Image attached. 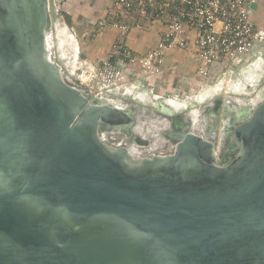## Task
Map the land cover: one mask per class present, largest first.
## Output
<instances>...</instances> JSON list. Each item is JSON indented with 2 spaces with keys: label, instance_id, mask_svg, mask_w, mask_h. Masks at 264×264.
<instances>
[{
  "label": "water",
  "instance_id": "1",
  "mask_svg": "<svg viewBox=\"0 0 264 264\" xmlns=\"http://www.w3.org/2000/svg\"><path fill=\"white\" fill-rule=\"evenodd\" d=\"M51 26L49 0H0V264H264V93L201 112L148 101L173 150L110 144L146 145L143 113L68 83ZM207 111L231 113L227 161L196 124Z\"/></svg>",
  "mask_w": 264,
  "mask_h": 264
},
{
  "label": "built area",
  "instance_id": "2",
  "mask_svg": "<svg viewBox=\"0 0 264 264\" xmlns=\"http://www.w3.org/2000/svg\"><path fill=\"white\" fill-rule=\"evenodd\" d=\"M110 2L111 6L97 23L100 28L112 27L127 33L134 25L140 26L144 21L158 19L162 29L156 45L141 54L128 48L123 40L117 39L112 52L99 59L91 75H88L104 86L122 79L123 67L126 65H137L148 73L157 71L163 64L165 52L172 48L193 49L200 65L198 73L206 76L211 73L210 66L225 64L249 53L257 44L264 43V23L254 17L264 0ZM252 4L258 7L252 9ZM123 16L131 18V21L120 19Z\"/></svg>",
  "mask_w": 264,
  "mask_h": 264
},
{
  "label": "rangeland",
  "instance_id": "3",
  "mask_svg": "<svg viewBox=\"0 0 264 264\" xmlns=\"http://www.w3.org/2000/svg\"><path fill=\"white\" fill-rule=\"evenodd\" d=\"M65 6L62 4V0H49V8H50L52 26L50 30L51 31L50 40L48 37V46L49 47L51 46L50 47L51 58L55 60L58 64H60V66L62 67V74H63L64 79L68 83L80 88L81 90H84L93 95L104 96L105 98L109 100L111 99V100L116 101L117 104H119L120 102L121 103L134 102L132 104L137 105V103L133 101L131 97L133 96L135 98L136 95L142 96V93H139V92H142V90H147V88L149 89V86L146 84V82H144L145 85H140L143 82L142 78H144L142 76H139V78L137 77L138 79H134V78L123 79L122 78L118 82L116 81L117 82V83L115 82L116 84L113 83V84H110L109 86L102 85L100 81H93V79H91L90 77L87 78L88 80L85 82L80 79L79 75L82 73L91 75V73L93 72V67L95 66L96 62L102 58V57H97L95 58V60H91L90 57L87 58V55L89 54L87 43L90 42L94 38L95 35H93L92 33H94L98 29H96L95 27V29L93 28V30L91 32H88V34H84L82 32L81 34H79V38L76 37V35L74 34V31H71L72 28L74 27L73 22L71 20V15H70L71 12H69L68 14H65L64 13ZM80 11L81 13L77 14V16L80 19H83L84 20L83 22L86 24L89 21L88 16L95 18L93 15H95L96 12L92 11L90 4H87V2H86L85 8H83ZM257 18L258 19L261 18L263 20V22L261 21V23H264V5L262 7V10L258 12ZM95 19H98V17H96ZM95 19H91V21H94ZM100 19L101 18L97 20V23ZM60 26H66L70 33L73 32L74 40H75L74 44L76 43V40H77L79 47H80L77 55L75 54L76 51L75 52L72 51V45L67 43L68 33L66 35L65 34L62 35L61 29L59 28ZM263 45L264 43L261 44V46ZM258 49L259 47L255 46L250 51L249 54L254 52V54L250 56L251 59L255 58V56L257 55L256 52ZM75 56L77 57V59H74ZM194 56H195V53H194ZM259 56L262 59L260 68H258V66L257 67L254 66L253 63L251 62L249 63V66L245 70H241L239 72L238 70H236L237 72L235 71V72L229 73L226 71L227 69L226 68V69H223V71L217 72V74L212 78L213 79L212 81L209 77L210 74L203 76V79L201 78L202 75L198 73L200 69V65H199L198 60H196L197 66H196L195 71H196V74L200 75L198 76L199 77L198 80L202 81L209 77V79L206 80V83H204L203 81L202 82L204 84L202 85H200V82L198 83L199 88H198V91L195 92L196 94H191V101H193L196 104V109L200 110L201 112L203 109H205V107H207V105L208 106L212 105V102L215 99L214 97L216 96H226L227 100L230 102H232V100L234 101L236 97H241L243 99L242 101H246L249 99L250 95L253 96L255 94L253 89L256 90L259 85L264 84V54L259 55ZM195 59L197 58L195 57ZM131 66H132L131 68H134V69L137 68V70L141 71L142 74L146 73L148 75H155L154 73L157 74V72L159 70L162 71V68H163L162 66H160L157 69V71L153 73H148L146 71H142L143 69L142 70L139 69L137 65H131ZM213 66L214 65L210 66L209 70ZM234 66L231 65L230 67L234 68ZM235 82H237L238 86L235 85ZM236 87L237 88L239 87L238 88L239 91L246 92V93L243 96L235 95L237 93L235 91H238V90H235L237 89ZM127 90H130L131 92L128 93ZM138 90L139 92H137L138 93L137 94L136 91ZM151 92L154 93V91H151ZM169 95L170 94L168 93L164 95L165 97H162L164 99L160 98L161 100H164L162 102L160 99H157L159 100L158 103L161 102L165 106H170L171 103L176 102L177 107L174 106V108L180 109V108L186 107L187 103L185 101L181 102V100L179 101L173 97H169ZM199 96H203L202 102H198L197 99L199 98ZM136 99H138L137 96H136ZM149 100L151 101V103L156 101V100H153L152 98ZM138 101L144 103L146 99L139 98ZM147 103L148 104H146L147 105L146 107H148V111L150 113L146 115L144 114V115L138 116L139 118L138 122L141 124H138L139 126L136 127L135 131L140 132L142 135L147 136L149 141H151V139L153 138V142L152 144L150 143L146 148L142 149L144 151L142 152V154H146V152L148 151L154 154H167L173 150L174 143L169 138H165L164 136L160 137V135H158V133L161 132L160 125L166 126L165 124L166 121L163 118L167 117V114H165L163 111L154 109L153 107L149 105V102ZM158 103H156L154 107H157ZM165 106H164V109H165ZM194 111L195 110H193L192 112ZM211 113H212L211 111H207V114L205 115L206 121L208 123L210 122L211 118L215 117V118H218L219 121H225L227 118H229V115H231V113H229L226 116V118H222V117L220 118L221 114L220 116H217L216 114L214 113L211 114ZM197 119L198 117H196L195 121H198ZM222 125L220 124V126ZM125 136L126 135L124 133H119V132H116V133L106 132L104 134V137L106 138L107 142L110 144L117 143L118 141H120V139L124 138Z\"/></svg>",
  "mask_w": 264,
  "mask_h": 264
},
{
  "label": "crops",
  "instance_id": "4",
  "mask_svg": "<svg viewBox=\"0 0 264 264\" xmlns=\"http://www.w3.org/2000/svg\"><path fill=\"white\" fill-rule=\"evenodd\" d=\"M87 4H90L92 11L96 12L95 15H93L95 18L98 17L101 18L104 13L107 11V9L111 6L110 0H62V4L65 6L64 13L68 14L69 12L71 15V20L73 22L74 27L71 31H74V34L76 37L79 38V34L82 32L84 34H88V32H91L93 28L98 29L94 33H92L94 38L87 43L89 54L87 55V58L90 57L91 60H95L97 57H107V55L112 52L113 43L119 40H123L125 44L135 53L141 54L147 52L149 49L154 47L158 41L161 29H162V23L158 19H155L153 21H144L141 23L140 26H133L130 28V30L127 33H121L118 29L115 28H100L98 27L97 20L91 16H88V23H84L83 19H80L77 14H80L83 8H85ZM84 4V5H83ZM264 4H261V6L255 11V19L258 22H263V20L260 18H257L258 12L262 10ZM91 19H95L94 21H91ZM120 19L124 21H131V18L129 17H120ZM79 21V22H77ZM81 21V22H80ZM130 23V22H129ZM61 34H67L68 33V44L72 45V51H76V55L78 54L79 50V44L76 40V43L74 44V35L73 32L70 33L66 26H60ZM256 47H259L257 50V57L251 59L250 56L254 54L252 52L251 54L247 53L239 58H236L232 61H229L225 64H216L213 67L210 68V72L215 71L216 74L219 71H223V69H226L227 72H235L236 70L241 71L245 70L249 63H253L256 60V58H260L259 55L264 54V45L261 46V44H257ZM86 58V56H85ZM196 59L194 56V51L191 48H172L165 52L164 54V60L162 64V71L155 75H148L146 73L142 74L141 71H138L137 68H131V65H126L123 67V79H138L139 76H142L143 82L140 85H145L144 82L149 86V89L142 90V96L136 95L137 98L146 99L144 103L141 104L137 103V105L140 107L143 115L149 114L148 107H146L148 104L147 102L150 101L149 99L157 100L162 97H165V94H170L169 97H173L177 100L181 101H191V94H196L195 92L198 91V83L200 82V85L204 84L208 79H204L202 81L198 80L200 75L196 74ZM231 65H236L233 67H230ZM237 72V71H236ZM231 75V74H230ZM138 77V78H137ZM203 79V76H201ZM206 78V77H205ZM118 82V81H117ZM116 82V83H117ZM114 83V84H116ZM228 83V82H227ZM199 85V86H200ZM226 86V85H225ZM237 86V85H236ZM237 88V87H236ZM128 93H130V90H127ZM151 91H154L151 92ZM156 92V93H155ZM153 93V94H152ZM180 93V94H178ZM138 94V93H137ZM133 95V94H132ZM131 95V96H132ZM135 96V98H136ZM134 97L132 96L131 99ZM188 98V99H187ZM190 98V99H189ZM203 96H199L197 99L198 102H202ZM164 99V98H162ZM134 102L130 103H124V104H132ZM135 105V104H134Z\"/></svg>",
  "mask_w": 264,
  "mask_h": 264
},
{
  "label": "flooded vegetation",
  "instance_id": "5",
  "mask_svg": "<svg viewBox=\"0 0 264 264\" xmlns=\"http://www.w3.org/2000/svg\"><path fill=\"white\" fill-rule=\"evenodd\" d=\"M215 75H216V72L215 71H213V72L210 73V76L209 77H210L211 81L213 80L212 78ZM209 77L207 79H209ZM204 83H206V81ZM256 91H257V93H260V95H262L264 93V84L259 85L257 87V89L255 90V92ZM197 120L198 121H197L196 124L198 126V129H200L199 131H202V133H204V134H209L211 136V138L216 137L217 135L218 136H221V138H222L221 139V142H220V151H221V154L219 155V159L221 160V162L229 160L234 155V153L227 152L226 149H230L233 145L230 144L228 141H226L227 139H225L226 138L225 132L222 129V127H220V123L221 122L219 123L218 118H215V117L214 118H211L210 119V123H208V125L204 122V119L201 120L199 118ZM160 126H161V132H159L158 135H160V137H163L164 136L165 138H169L168 134L165 133V132L170 131L171 130V127L170 126H167L166 127L164 125L163 126L160 125ZM152 137H153V135H152ZM134 138H135V136L132 135V134L126 135L124 138H122V145L124 147H127L128 149H130L131 143H134L135 145H132V146H135L136 148H138L140 150V149L146 148L150 143L152 144V142H153V138L151 139V141H149V139L147 138V136L143 135V137H141V138H143L144 141H146V145H141V144L135 143V139ZM226 147H228V148H226ZM134 152L136 154L137 153L139 154V152H138L137 149H136V151L134 150Z\"/></svg>",
  "mask_w": 264,
  "mask_h": 264
},
{
  "label": "bare ground",
  "instance_id": "6",
  "mask_svg": "<svg viewBox=\"0 0 264 264\" xmlns=\"http://www.w3.org/2000/svg\"><path fill=\"white\" fill-rule=\"evenodd\" d=\"M59 36H60V34H59ZM74 59H77V57L75 56ZM261 63H262V59H261V58H256V60L254 61V64H253V65L256 66V67L258 66V68H260V67H261ZM79 77H80L81 80L84 81V82L88 80L87 78H89V76H88L87 74H85V73L80 74ZM250 78H251V77H250ZM104 99H105V98H104ZM106 100H107V99H106ZM162 101H164V100H161V102H162ZM161 102L157 104V105H158L157 107H160L161 109L164 110V106H165V105L162 104ZM155 104H156V102L154 101L151 105L154 106ZM171 104H172V105H171ZM171 104H170V106H172V107H174V106L177 107V103H176V102H173V103H171ZM223 106H224V105H223ZM221 108L224 109L225 107H221ZM211 112H212V111H211ZM211 114H213V112H212ZM220 118H221V117H220ZM231 118H232V117H231ZM227 143H228V142H227Z\"/></svg>",
  "mask_w": 264,
  "mask_h": 264
}]
</instances>
